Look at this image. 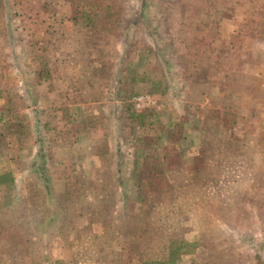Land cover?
<instances>
[{
    "label": "rangeland",
    "instance_id": "obj_1",
    "mask_svg": "<svg viewBox=\"0 0 264 264\" xmlns=\"http://www.w3.org/2000/svg\"><path fill=\"white\" fill-rule=\"evenodd\" d=\"M71 1L0 0V264H264V0Z\"/></svg>",
    "mask_w": 264,
    "mask_h": 264
},
{
    "label": "crops",
    "instance_id": "obj_2",
    "mask_svg": "<svg viewBox=\"0 0 264 264\" xmlns=\"http://www.w3.org/2000/svg\"><path fill=\"white\" fill-rule=\"evenodd\" d=\"M237 32H240V30H237ZM260 53L262 54L261 57H264V51L261 50V52H259L258 55H260ZM240 59H241V57H240ZM248 66L249 65H245L244 64L241 69L237 70V73L238 74L240 73L243 76L249 77V78H252V79H255L257 76H260V77L263 76L264 77V72L263 71H258V72H256L255 75L249 74ZM24 98H26V96H24ZM47 125L49 126V124H47ZM114 168H116L115 165H114ZM115 172H118V171H115ZM26 176H27L29 181L33 182V184H36V185L38 184L37 181L35 182V179L32 176H28V175H26ZM117 183H119V182L117 181ZM119 186H120V184H119ZM25 193L29 194L28 191H25ZM11 208H12V206L10 204L0 207V214L7 212ZM73 218H75V217H73ZM38 221H40V220H36V221L32 220L31 221V220L27 219V224L29 225V223L32 222L33 223L32 225L34 227V225H36V224L39 225ZM74 221H77V220L76 219H72V217H71V219L69 220V223L72 224V223H74ZM257 229L258 228H256L255 230H257ZM33 231H34L33 241H35V243H37V245H36L37 246V249H36L37 251L30 252L29 249L28 250H21V254H20L21 257L22 258H26L27 260H29V258L33 256V259L30 260V261L32 263H34V264H39V263L40 264H51V262L50 263L47 262V260H46L47 258L46 257L44 258V256H43L44 253L48 254L49 251L51 253H54L53 247H50L51 244L49 243L51 235L48 236L49 232H47L46 235H43V233L41 231L38 232L36 229H33ZM220 231L223 232L224 231L223 228H220ZM225 232H226V229H225L224 233ZM226 233L230 237H232V239H233L232 241H233V243L235 245L239 244L240 246L245 248L246 253H245V255L243 257H246V258H245L243 264H256V260H259V256L255 253V249L250 244H247L246 242L242 241L240 239V237H237V235H234L233 233H231V230L226 232ZM65 236H69V235L65 234V232H60V237L61 238H64ZM2 239H3L2 242L6 243L4 241V239H6V238L3 237ZM87 243H89V242H87ZM87 243L85 244V246H84V244L82 246H80V242H78V243L76 242L75 245L76 246L79 245V247H76V246H73V244H70L69 245V251H67V252L64 251V253L62 254V258L57 260L58 263H54V264H68V260H72V258L75 257L73 252H72V249L78 250L81 247H84V248L85 247H90L89 245H87ZM95 243H97V242H95ZM215 245L217 246V242L215 243ZM3 247L4 248L8 247V245L5 244ZM199 247H201V248H199ZM199 247H197V250H196L195 254L198 253V255L201 256V260L204 261V263L214 261V258L211 255V251L209 250L208 247H206V246L205 247L199 246ZM84 251H85V253H92L93 252V250H90V249L89 250H84ZM11 252H12V249H10V253ZM65 254L69 255V257L71 259L68 258V257H65ZM10 256H11V254H9L8 251L6 252V250H0V257L7 259ZM233 257L238 258V256H235V255ZM22 264H24V263L22 262ZM70 264H73V263H70ZM228 264H233V263L232 262L231 263L228 262Z\"/></svg>",
    "mask_w": 264,
    "mask_h": 264
},
{
    "label": "trees",
    "instance_id": "obj_3",
    "mask_svg": "<svg viewBox=\"0 0 264 264\" xmlns=\"http://www.w3.org/2000/svg\"><path fill=\"white\" fill-rule=\"evenodd\" d=\"M72 1H76L75 4L78 6H82L84 7L86 10L89 9V12H92V14L94 16L97 17V19H99V21L101 22L102 27L106 28L107 30L111 29V25L115 24L116 21V17H118L117 12L115 11V8L110 5L107 4L101 0H72ZM71 1V2H72ZM92 10V11H91ZM119 144L116 146L115 150L117 151V153H120V149H119ZM119 170V169H117ZM39 177L43 178L42 175H39ZM38 183V182H37ZM142 264H176L174 259H162V260H153V261H144ZM210 264V263H207Z\"/></svg>",
    "mask_w": 264,
    "mask_h": 264
}]
</instances>
